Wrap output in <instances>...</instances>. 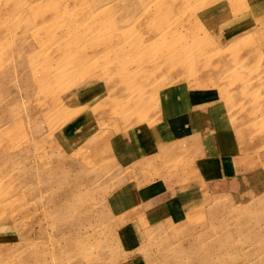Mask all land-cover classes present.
Returning <instances> with one entry per match:
<instances>
[{"label": "rangeland", "instance_id": "374dc122", "mask_svg": "<svg viewBox=\"0 0 264 264\" xmlns=\"http://www.w3.org/2000/svg\"><path fill=\"white\" fill-rule=\"evenodd\" d=\"M0 264H264V0H0Z\"/></svg>", "mask_w": 264, "mask_h": 264}, {"label": "crops", "instance_id": "0c3cea01", "mask_svg": "<svg viewBox=\"0 0 264 264\" xmlns=\"http://www.w3.org/2000/svg\"><path fill=\"white\" fill-rule=\"evenodd\" d=\"M186 89L187 88H183L179 85H173L164 89L162 93L159 94L158 111L159 115L162 116L160 120L162 122L164 121V123L173 121L175 126L180 128L176 129V127H174V138L178 137V130L181 131V124L183 122L184 127H189L191 130H194V132L201 130V124L206 125L210 129L212 128L211 130L214 129L215 131L219 132L221 130L219 124H222L223 120L219 117L215 118L217 114L215 115L213 111L214 108L210 107L212 104L209 106V108L207 107L204 110L198 109V100L200 99V96L191 95ZM164 131L166 132L169 130L164 129ZM164 136V132L163 134L160 133L157 135L155 138L157 144H159L160 140H162ZM222 138L225 137L222 136ZM127 141L132 156L137 155L139 157L138 159H142L144 155L149 154L150 150L148 151V149L137 140L136 136L134 137L133 141H130L129 138ZM225 141L223 140L221 144H223ZM140 144L141 146H139ZM132 149H134V151Z\"/></svg>", "mask_w": 264, "mask_h": 264}, {"label": "bare ground", "instance_id": "6f19581e", "mask_svg": "<svg viewBox=\"0 0 264 264\" xmlns=\"http://www.w3.org/2000/svg\"><path fill=\"white\" fill-rule=\"evenodd\" d=\"M170 15V13H169V11L166 13V16H169ZM214 65V64H213ZM203 66V65H202ZM206 67V66H205ZM204 67V68H205ZM201 69H203V67L201 68ZM204 70V69H203ZM207 70V69H206ZM222 86V85H221Z\"/></svg>", "mask_w": 264, "mask_h": 264}]
</instances>
